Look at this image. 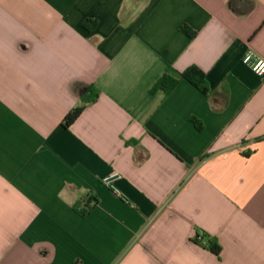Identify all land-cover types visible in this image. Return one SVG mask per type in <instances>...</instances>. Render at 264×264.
I'll list each match as a JSON object with an SVG mask.
<instances>
[{"label": "crops", "instance_id": "crops-1", "mask_svg": "<svg viewBox=\"0 0 264 264\" xmlns=\"http://www.w3.org/2000/svg\"><path fill=\"white\" fill-rule=\"evenodd\" d=\"M249 50L264 61V0H0V264H264ZM190 65L208 95L151 92Z\"/></svg>", "mask_w": 264, "mask_h": 264}, {"label": "trees", "instance_id": "trees-1", "mask_svg": "<svg viewBox=\"0 0 264 264\" xmlns=\"http://www.w3.org/2000/svg\"><path fill=\"white\" fill-rule=\"evenodd\" d=\"M91 24L92 22L87 21L85 23V26L89 27V25L91 26ZM184 29L188 31L186 27ZM194 34L195 33L192 32L191 36H194ZM180 79H185L186 81H189V83L193 85L195 88H197L201 93L205 95L209 94V86H208V81L206 79V74L197 66H191V65L190 67H188L186 70H184L179 74V78L168 74H164L163 76H161L158 79L157 83H155L154 86L152 87L151 92H156L161 90L165 94H169L176 88ZM99 94H100V90L96 86L94 85L88 86L81 98L83 101V105L73 109L65 116L63 120V126L65 128H69L73 124L75 119H77L79 115L82 113L85 105L96 101V99L99 97ZM192 121L197 125L199 129L201 128V124L198 120L193 118ZM90 209L91 207L88 204H85V206L80 208L78 211L82 216H85L90 211ZM206 237L207 236L205 234H197L196 237L194 238V242L201 243L203 244L202 246L208 247L214 253L219 254L221 249L216 244L215 240L212 239L207 240Z\"/></svg>", "mask_w": 264, "mask_h": 264}, {"label": "built area", "instance_id": "built-area-1", "mask_svg": "<svg viewBox=\"0 0 264 264\" xmlns=\"http://www.w3.org/2000/svg\"><path fill=\"white\" fill-rule=\"evenodd\" d=\"M243 62L245 64H248L252 67V69L257 72V73H264V61L263 60H255V56L253 54V52L251 50H249L244 58H243ZM115 175L113 176H109L107 178L104 179V183L106 184V186H108L109 188H112L116 193H119L118 190L113 186V182L115 179ZM196 244V243H195ZM198 245H203L201 243H197Z\"/></svg>", "mask_w": 264, "mask_h": 264}]
</instances>
